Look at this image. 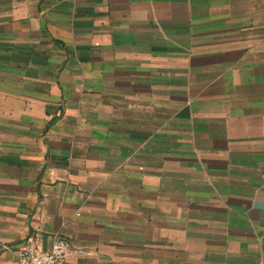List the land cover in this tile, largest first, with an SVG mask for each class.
<instances>
[{"label": "crops", "instance_id": "1", "mask_svg": "<svg viewBox=\"0 0 264 264\" xmlns=\"http://www.w3.org/2000/svg\"><path fill=\"white\" fill-rule=\"evenodd\" d=\"M264 264V0H0V264Z\"/></svg>", "mask_w": 264, "mask_h": 264}, {"label": "built area", "instance_id": "2", "mask_svg": "<svg viewBox=\"0 0 264 264\" xmlns=\"http://www.w3.org/2000/svg\"><path fill=\"white\" fill-rule=\"evenodd\" d=\"M18 264H71L73 255L80 253L73 248L72 242L61 235L53 238L49 249L43 247L42 237L32 235L15 250Z\"/></svg>", "mask_w": 264, "mask_h": 264}]
</instances>
